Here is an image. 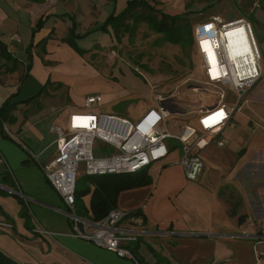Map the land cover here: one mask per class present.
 <instances>
[{
	"label": "crops",
	"instance_id": "crops-1",
	"mask_svg": "<svg viewBox=\"0 0 264 264\" xmlns=\"http://www.w3.org/2000/svg\"><path fill=\"white\" fill-rule=\"evenodd\" d=\"M127 3L0 0V40L19 61L0 60V106L7 99L15 102L5 133L0 126V221L13 224H0V249L20 264H138L71 233L72 220L63 211L66 204L43 168L57 153L58 133L52 124L63 125L71 111L86 109L88 94L103 95L91 109L131 119L156 103L152 89L144 93L146 100L134 101V92L112 74L117 66L132 67L134 59L125 54L134 53V35L142 37L151 29L141 20L131 37L129 31L107 23L108 16ZM211 3L203 12L206 16H246L252 22L264 64V0ZM192 20L194 24L198 19ZM72 29L85 53L66 39ZM141 56V65L133 69L149 85L170 77L161 70L164 56ZM233 118L234 125L224 130L228 143L202 150L206 166L199 180L187 178L179 152H172L149 167L150 183L120 192L116 207L144 216L142 224L129 217L121 222L137 233L128 245L141 264H264L254 249L255 238L264 234V76L250 88ZM90 198L84 196L87 205ZM40 226L53 233L37 232Z\"/></svg>",
	"mask_w": 264,
	"mask_h": 264
},
{
	"label": "built area",
	"instance_id": "built-area-1",
	"mask_svg": "<svg viewBox=\"0 0 264 264\" xmlns=\"http://www.w3.org/2000/svg\"><path fill=\"white\" fill-rule=\"evenodd\" d=\"M193 48L197 74L168 85L163 82L171 76L151 82L156 103L135 119L91 109L103 100L101 93H91L85 97L86 109L69 113L65 128L58 122L52 124L58 133L57 153L43 168L66 204L63 211L72 220L71 233L138 264L136 253L128 245L137 239V233L122 227L121 222L129 217L142 224V212L114 207L98 220L80 214L76 202L80 168L89 174L132 172L149 168L177 151L187 178H201L206 166L202 150L209 144L222 147L228 143L224 130L234 125L235 110L264 76V64L253 24L246 16L226 20L212 15L196 20ZM188 88L192 94L201 92L198 105L191 109L187 103L195 102ZM183 95L188 98L184 100ZM0 161H4L1 153ZM0 224L13 227L8 221ZM35 230L53 233L43 226ZM254 249L258 260L264 258V234L255 238Z\"/></svg>",
	"mask_w": 264,
	"mask_h": 264
},
{
	"label": "trees",
	"instance_id": "trees-1",
	"mask_svg": "<svg viewBox=\"0 0 264 264\" xmlns=\"http://www.w3.org/2000/svg\"><path fill=\"white\" fill-rule=\"evenodd\" d=\"M157 12L161 14L159 17ZM141 20L148 22L152 29L163 33L162 41L180 43L183 47L192 45L193 40V20L183 13L172 14L157 7L154 0H128L126 7L119 13H111L107 18V23L111 22L117 29L123 28L129 31L130 36L137 29V24ZM35 29V28H34ZM78 34L71 30L66 39L77 49L83 50L78 45L75 37ZM159 40V39H158ZM160 40V41H161ZM42 50H46L43 45ZM85 50V49H84ZM30 59L33 56L32 45L26 49ZM5 58L18 63V58L11 54L5 43L0 40V60ZM30 98H28L29 100ZM27 100V99H26ZM14 101L7 99L0 106V126L5 133V121L12 119V109ZM6 182H10L7 175L4 176ZM152 181L149 168H142L132 172H107V173H85L78 178L76 190V202L78 212L82 215H90L94 220L106 216L109 211L117 206L118 197L122 190L148 184ZM5 192H8L4 189ZM91 194L90 202L87 205L84 196ZM0 264H20L9 254L0 249Z\"/></svg>",
	"mask_w": 264,
	"mask_h": 264
},
{
	"label": "rangeland",
	"instance_id": "rangeland-1",
	"mask_svg": "<svg viewBox=\"0 0 264 264\" xmlns=\"http://www.w3.org/2000/svg\"><path fill=\"white\" fill-rule=\"evenodd\" d=\"M206 1V2H205ZM212 0H155L157 2V7L162 8L163 10L170 12L172 14L175 13H183L187 15L188 18H196V19H209L210 16H206L203 14L204 11H209L212 6ZM220 2V1H218ZM216 2L217 5L220 3ZM220 7H223V4H220ZM230 11L228 10L227 14ZM160 17L161 14L157 12ZM147 22V21H146ZM140 22H138L139 24ZM137 24V27H138ZM151 28V27H150ZM128 32L124 30V32ZM125 35V34H124ZM163 33L157 31L155 29H148L147 34L142 37L136 38L134 35V53L131 54L130 51L126 52L128 59H134V64L141 65L138 63V57L142 58L146 55L149 58L154 56H164L163 62H161V70H166L168 73H171V78L164 81L163 84H171L175 83L177 80H182L184 77L189 75H196L197 68L196 62L194 61V48H193V40L192 45H187L183 47L180 43H174L171 41H162L161 37ZM132 37V35H131ZM159 39V40H158ZM161 40V41H160ZM149 44L148 47H146ZM77 50V49H76ZM87 50H78L80 53H85ZM166 58H170L172 61L165 60ZM264 59V57H263ZM134 64L130 66L123 65L117 66L114 68V72L112 74L117 75L120 79V83L127 88L129 91L134 92V101H138L140 99H147V96L144 95L145 92L152 89L151 85L147 83L142 74L133 69ZM122 67V68H121ZM135 67V66H134ZM138 70V69H137ZM107 75V74H106ZM61 84H65V82H60ZM105 81L103 84L105 85ZM71 82H67V85H70ZM102 84V83H101ZM187 84L189 81L184 84L185 88H187ZM96 85H91L90 87H94ZM191 92V100L193 103H187V107L189 109L195 108L198 105L199 97L201 96V92H195L194 94L191 89H187ZM193 95V96H192ZM184 96V95H183ZM188 98L187 95L183 97L184 100ZM116 114V113H115ZM118 115V114H117ZM128 119H131L128 116H122ZM63 127H66V122H64ZM176 142V140H174ZM100 145L104 142L98 140ZM177 154L178 152L175 151ZM83 167L80 168V176L84 175ZM145 244V243H144ZM146 245V244H145Z\"/></svg>",
	"mask_w": 264,
	"mask_h": 264
},
{
	"label": "snow or ice",
	"instance_id": "snow-or-ice-1",
	"mask_svg": "<svg viewBox=\"0 0 264 264\" xmlns=\"http://www.w3.org/2000/svg\"><path fill=\"white\" fill-rule=\"evenodd\" d=\"M218 115H222V114H218ZM77 119H80V118H77ZM211 119H213V120H214L215 118H211Z\"/></svg>",
	"mask_w": 264,
	"mask_h": 264
}]
</instances>
